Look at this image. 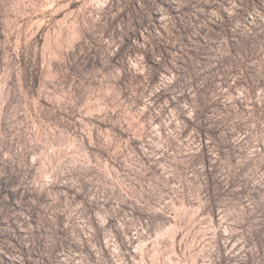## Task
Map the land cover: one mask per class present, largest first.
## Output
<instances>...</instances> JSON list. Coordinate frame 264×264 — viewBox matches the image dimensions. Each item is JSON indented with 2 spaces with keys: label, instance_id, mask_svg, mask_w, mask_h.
<instances>
[{
  "label": "rangeland",
  "instance_id": "rangeland-1",
  "mask_svg": "<svg viewBox=\"0 0 264 264\" xmlns=\"http://www.w3.org/2000/svg\"><path fill=\"white\" fill-rule=\"evenodd\" d=\"M138 7L0 0V264H264V0Z\"/></svg>",
  "mask_w": 264,
  "mask_h": 264
},
{
  "label": "trees",
  "instance_id": "trees-1",
  "mask_svg": "<svg viewBox=\"0 0 264 264\" xmlns=\"http://www.w3.org/2000/svg\"><path fill=\"white\" fill-rule=\"evenodd\" d=\"M139 1H142L143 4H144V7L142 8H139L138 7V12L136 13V20L139 22L138 25H137V28L141 31L143 30V28L145 27V22H147L149 20V17L153 14V1L154 0H151V1H147V0H139ZM185 11V9L183 10V12ZM182 13V12H181ZM183 15V14H182ZM183 27L181 26L180 27V30H182ZM192 29H195V27H190V25H188V28L186 30L187 33H190V31H192ZM194 59H190V57L186 56L184 57V60L187 62V65L191 64L192 60H196L198 57L196 56H193ZM153 66L158 68L159 66L154 64L153 63ZM188 69H189V72L188 73H185V75L183 77H189L193 75V71H192V66L189 65L188 66ZM199 83V82H197ZM175 84L179 85V88L182 90L184 89V86L182 85H185L184 84V81L181 80L180 78H178L176 81H175ZM201 119L203 120H206V113H207V109L203 110V112L201 111ZM210 182V181H209ZM211 186L215 184V182H212L210 183ZM236 184V182H233L232 185L234 186ZM210 191H212V188L210 187Z\"/></svg>",
  "mask_w": 264,
  "mask_h": 264
}]
</instances>
